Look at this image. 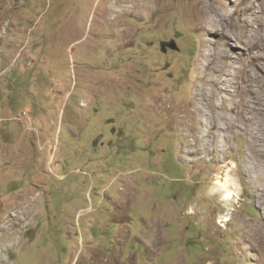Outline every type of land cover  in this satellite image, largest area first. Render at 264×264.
Returning a JSON list of instances; mask_svg holds the SVG:
<instances>
[{
  "label": "rangeland",
  "instance_id": "rangeland-1",
  "mask_svg": "<svg viewBox=\"0 0 264 264\" xmlns=\"http://www.w3.org/2000/svg\"><path fill=\"white\" fill-rule=\"evenodd\" d=\"M200 1L0 0V264H264V52Z\"/></svg>",
  "mask_w": 264,
  "mask_h": 264
},
{
  "label": "bare ground",
  "instance_id": "bare-ground-1",
  "mask_svg": "<svg viewBox=\"0 0 264 264\" xmlns=\"http://www.w3.org/2000/svg\"><path fill=\"white\" fill-rule=\"evenodd\" d=\"M210 1H211L210 3L200 1L195 5L196 8L198 9V12L200 13L198 25H197L198 29L204 35L205 34L212 35V37L215 38V39L205 40L204 51L206 53L210 55L211 50H213V47H214L215 54L217 55L218 59L219 60L226 59L228 63L227 70L231 72L229 67L235 63V60L231 58L232 56L229 55L227 48H224L225 46L227 47V46L234 44V42L236 41L243 40L244 41L243 43H245V45L250 50V52L254 54H257L260 51L264 52V20H263L264 18L263 19L261 18V17H264V16H261L262 14H264V0H258L259 5L254 4V0L250 2V5L247 8V10L248 11L252 10L253 16H251L250 19L248 20L246 19L244 21L241 19L239 20L240 28H241V37L230 36L231 33L228 30V27H229L228 24L231 23V18L233 14H235V12L231 13V11L228 10V5L225 3H221L216 0H210ZM255 21L259 22L258 26L256 27H254L253 25ZM219 23L221 24V26H218ZM221 27H224V28H221ZM208 28L213 29L212 33L208 30ZM232 75L233 76L228 78L230 82L234 81V79L239 76V74L235 72ZM215 107L220 108L217 105H215ZM192 112L196 114L197 122L199 124L203 123V126H204V123H207V121L210 120L211 118V117L210 118L208 117V114L206 113L207 111L205 112L203 105H199L196 99L192 100ZM215 122L217 124H222L221 117L218 116L215 119ZM233 181L234 180H232L231 176L228 175L227 170L225 172L224 179L220 176H216L215 178L213 188L216 189L215 191H220V195L222 196V199L225 202H228L229 200H231L233 193H237V192H234V190L231 187V185L234 184ZM223 219L224 220L228 219L227 213L224 214Z\"/></svg>",
  "mask_w": 264,
  "mask_h": 264
}]
</instances>
